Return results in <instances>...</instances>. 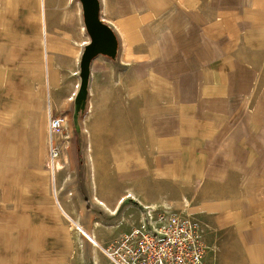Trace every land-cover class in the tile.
I'll return each instance as SVG.
<instances>
[{
	"label": "rangeland",
	"instance_id": "rangeland-1",
	"mask_svg": "<svg viewBox=\"0 0 264 264\" xmlns=\"http://www.w3.org/2000/svg\"><path fill=\"white\" fill-rule=\"evenodd\" d=\"M100 1L118 56L95 58L83 134L71 114L52 163L82 4L0 0V264H113L99 244L159 215L193 225L204 264H264V0Z\"/></svg>",
	"mask_w": 264,
	"mask_h": 264
},
{
	"label": "built area",
	"instance_id": "built-area-1",
	"mask_svg": "<svg viewBox=\"0 0 264 264\" xmlns=\"http://www.w3.org/2000/svg\"><path fill=\"white\" fill-rule=\"evenodd\" d=\"M68 121L67 115L51 117L52 163L63 153L65 138L58 134L67 128ZM99 247L113 264H204L205 258L198 231L178 216L159 215L155 223L150 220L149 227L143 221L108 248Z\"/></svg>",
	"mask_w": 264,
	"mask_h": 264
},
{
	"label": "water",
	"instance_id": "water-1",
	"mask_svg": "<svg viewBox=\"0 0 264 264\" xmlns=\"http://www.w3.org/2000/svg\"><path fill=\"white\" fill-rule=\"evenodd\" d=\"M83 9L85 28L90 36L80 60V86L74 99L72 113L73 126L82 136L81 115L86 111L89 99V84L93 61L99 55L116 59L119 52V37L114 27L101 17L100 0H80Z\"/></svg>",
	"mask_w": 264,
	"mask_h": 264
},
{
	"label": "crops",
	"instance_id": "crops-1",
	"mask_svg": "<svg viewBox=\"0 0 264 264\" xmlns=\"http://www.w3.org/2000/svg\"><path fill=\"white\" fill-rule=\"evenodd\" d=\"M44 39L46 42L50 40L49 37L47 38V34L44 35ZM45 62H46L45 68H46V72H47L48 88L50 91H51V88L54 91H56L57 88L55 87V79H56L57 72L53 68V65H51L49 63L47 55L45 58ZM76 66L77 65L75 64V68H77ZM76 83H77L76 80H74L72 82L73 86H70L71 88L69 89L68 92H66V95H64V100H62L61 98H57V97L53 98V95H51V93L49 92V94H50L49 100L53 102L51 104H54V107L50 111L51 112L50 115L54 116V114H55L56 117L67 115L70 118L68 124L71 123V114H72V111L74 108V99H75V96H76L78 89H79V86H80V82H78L77 87H74V84L76 85ZM70 126H72V125H70ZM67 127H68V125H67ZM49 149H50V140H49Z\"/></svg>",
	"mask_w": 264,
	"mask_h": 264
},
{
	"label": "bare ground",
	"instance_id": "bare-ground-1",
	"mask_svg": "<svg viewBox=\"0 0 264 264\" xmlns=\"http://www.w3.org/2000/svg\"><path fill=\"white\" fill-rule=\"evenodd\" d=\"M260 14V13H259ZM250 15V14H249ZM248 15V16H249ZM120 25V30H121V32L123 33V34H125V36H126V38H127V42H131L132 40H131V36L133 35V34H135V29H131L130 28V26L128 25V23H125V22H121V23H119ZM171 27V26H170ZM83 30L85 29V27H83L82 28ZM86 33V32H85ZM93 62H95V61H93ZM218 122V121H217ZM217 126V125H216ZM30 142V141H29ZM31 144V143H30ZM19 147V146H18ZM18 150H19V148H18ZM136 157H138V156H136ZM135 157V158H136ZM134 158V157H133ZM134 158V159H135ZM141 159H142V157H141ZM140 160V159H139ZM136 162V161H135ZM139 162V161H138ZM128 163H129V161H128ZM143 163L142 162H140V166L141 167H143V165H142ZM220 207V206H219ZM221 207H223V205L221 206ZM257 256V255H256Z\"/></svg>",
	"mask_w": 264,
	"mask_h": 264
}]
</instances>
